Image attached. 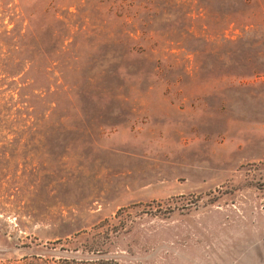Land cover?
<instances>
[{"label":"rangeland","instance_id":"374dc122","mask_svg":"<svg viewBox=\"0 0 264 264\" xmlns=\"http://www.w3.org/2000/svg\"><path fill=\"white\" fill-rule=\"evenodd\" d=\"M17 1L52 86L0 74V264H264V0Z\"/></svg>","mask_w":264,"mask_h":264},{"label":"trees","instance_id":"16d2710c","mask_svg":"<svg viewBox=\"0 0 264 264\" xmlns=\"http://www.w3.org/2000/svg\"><path fill=\"white\" fill-rule=\"evenodd\" d=\"M2 5L12 4L8 11L10 12L11 19L14 22L13 28L11 30H6L14 33L15 43L13 46V52L15 55V61L11 65H1L0 74L3 81L13 78L14 76H19V80L16 82L17 94H20V90L28 89V101L29 107L34 106L30 104V99L38 100L39 105L33 107L32 113H37L36 111L42 107L40 104L45 103V99L50 92L51 84L47 83L45 78V69H42V77L40 80L36 78L32 79L30 75L34 70H40V64L38 61L42 58L40 53V47L35 43V35L29 33L26 29L28 19L22 14V10L19 6L17 0H0ZM13 2V3H12ZM26 23V24H25ZM8 32V33H9ZM49 82V81H48ZM10 83H15L13 79H10ZM39 106V107H38ZM52 106V105H51Z\"/></svg>","mask_w":264,"mask_h":264}]
</instances>
